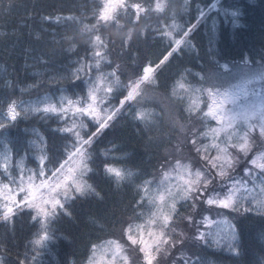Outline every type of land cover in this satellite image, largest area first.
Listing matches in <instances>:
<instances>
[{
	"label": "snow or ice",
	"instance_id": "6c2138e0",
	"mask_svg": "<svg viewBox=\"0 0 264 264\" xmlns=\"http://www.w3.org/2000/svg\"><path fill=\"white\" fill-rule=\"evenodd\" d=\"M188 5L183 0L185 11ZM0 6L8 11L11 0H0ZM197 10L192 23L178 19L171 0H84L67 14L41 15L43 24L64 28L60 42L76 59L66 75L50 78L67 79L68 87L26 100L21 97L41 85L13 81L0 94V264H43L57 239V223L72 215L71 205L104 200L98 175L131 190L121 215L112 212L111 227L119 234L89 240L83 258L68 264H204L184 251L190 240L208 244L209 236L240 255L235 225L212 213L264 217V51L258 60L244 55L239 63L216 61L208 70L170 71L195 48L193 34L210 13L222 11L234 23L240 15L238 7H223L220 0ZM157 38L166 42L162 50L141 55L142 45ZM30 116L54 121L51 131L60 143L50 144L33 128L35 138L17 150L11 129ZM128 120L150 143L156 142L153 130L164 133L155 172L130 167L123 145L109 138ZM22 213L36 231L9 261L8 243ZM220 224L226 229L214 234Z\"/></svg>",
	"mask_w": 264,
	"mask_h": 264
},
{
	"label": "trees",
	"instance_id": "16d2710c",
	"mask_svg": "<svg viewBox=\"0 0 264 264\" xmlns=\"http://www.w3.org/2000/svg\"><path fill=\"white\" fill-rule=\"evenodd\" d=\"M4 2L7 3L8 0ZM81 2L84 0H11L12 7L8 11H4L0 6V94L6 92V82L13 81L20 86L33 82L41 85L30 95L21 97L26 100H34L57 87L69 86L67 79L57 82L50 78L57 74L66 75L70 61L76 59V56L65 51L68 46L66 42H60L64 28L55 24H43L40 17L55 12L67 14L74 11V6ZM213 2L214 0H189L185 11L183 0H171L178 13V19L192 23L196 22L197 9L207 10ZM220 4L223 7L239 8L240 15L236 22L230 17L225 18L222 11L219 14L215 11L210 13L207 21L202 22L193 34L192 43L195 48L187 50L184 58L173 65L170 71L184 66L194 72L200 71L201 66L208 70L214 68L216 61L239 63L244 55L251 60L259 59L264 51V0H220ZM151 23L155 25V18ZM108 32L113 34L114 29L109 28ZM79 44L82 46L84 40L80 39ZM165 44L166 42L158 38L149 39L142 45L141 55L155 56ZM80 55L82 56L83 52ZM41 57L48 63H43ZM19 95L17 92V96ZM56 126L54 121H42L30 116L11 129V136L17 150L28 140L35 138L33 128L48 136L50 144L58 145L60 141L51 131ZM164 127L161 125V128ZM150 135L155 143H150L148 137L138 132L135 124L128 120L118 125L109 138H114L123 145L130 167L155 172L158 158L163 154L160 141L164 139V133L153 130ZM28 166L34 165L29 162ZM95 179L104 200L90 198L78 200L71 205L72 215L61 217L57 223V239L51 245V251L43 254V264H68L73 260L78 262L83 258L89 240L105 238L111 231L119 234L118 229L111 227L112 212L116 209L117 215H121L119 207L130 197L131 190L126 187L117 189L100 175ZM227 214L238 234L236 247L240 255L230 253L226 243L222 242L221 246H217L212 242L214 236H209L208 244L197 241L191 260L199 257L204 264H264V217L254 213ZM101 224L105 225L103 231ZM4 231L5 229L0 227V235ZM34 231L36 228L29 216L22 213L16 220L14 239H10L8 243L9 261H15L17 255L23 253L24 245ZM215 231L213 226L214 234Z\"/></svg>",
	"mask_w": 264,
	"mask_h": 264
},
{
	"label": "rangeland",
	"instance_id": "374dc122",
	"mask_svg": "<svg viewBox=\"0 0 264 264\" xmlns=\"http://www.w3.org/2000/svg\"><path fill=\"white\" fill-rule=\"evenodd\" d=\"M235 82H240V81H235ZM255 87L257 89L261 88L262 85L260 84H257L255 85ZM229 211L228 210H215L212 215H213V218L216 219V220H227L228 222H230L229 220V215L227 214ZM219 213V215L217 214ZM231 214H235V215H238L239 213H234V212H229ZM231 223V222H230ZM225 224H220L219 227H216L214 225V228H215V234L219 233L220 234H223L224 230L226 229V225L224 226ZM224 226V227H223ZM205 230V229H203ZM202 230V231H203ZM197 241L196 240H190L187 245L185 246V256L188 257V258H192V254L194 252V247L196 245ZM198 244V243H197Z\"/></svg>",
	"mask_w": 264,
	"mask_h": 264
}]
</instances>
